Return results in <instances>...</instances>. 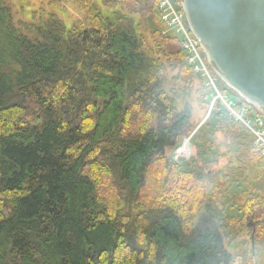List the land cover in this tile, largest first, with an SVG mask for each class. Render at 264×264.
I'll list each match as a JSON object with an SVG mask.
<instances>
[{
    "label": "trees",
    "instance_id": "16d2710c",
    "mask_svg": "<svg viewBox=\"0 0 264 264\" xmlns=\"http://www.w3.org/2000/svg\"><path fill=\"white\" fill-rule=\"evenodd\" d=\"M70 1L24 3L25 34L0 0V264H264V150L176 35L147 38L160 0H73L76 24ZM235 126L244 158L219 153ZM189 137L204 167L167 156Z\"/></svg>",
    "mask_w": 264,
    "mask_h": 264
},
{
    "label": "water",
    "instance_id": "95a60500",
    "mask_svg": "<svg viewBox=\"0 0 264 264\" xmlns=\"http://www.w3.org/2000/svg\"><path fill=\"white\" fill-rule=\"evenodd\" d=\"M214 73L264 116V0H180Z\"/></svg>",
    "mask_w": 264,
    "mask_h": 264
},
{
    "label": "rangeland",
    "instance_id": "374dc122",
    "mask_svg": "<svg viewBox=\"0 0 264 264\" xmlns=\"http://www.w3.org/2000/svg\"><path fill=\"white\" fill-rule=\"evenodd\" d=\"M4 1L7 4V6L10 7V9L12 11L14 26L19 31L21 30L23 33L28 34L30 31V28L24 24L26 22H28L29 17H26V15H25L24 3L28 4V5H30V4L36 5L38 0H4ZM65 10H66V14L64 17H66V20L70 24H76V23H79L81 21H84V19L86 17V15H84L83 13H81L79 11V8L77 7L76 2L73 0H71L70 2L65 4ZM151 26H154V29H152V31L149 29H147V31L145 30L146 27H150L147 24V22L145 23L144 28H143L144 32H146L145 34H146L147 38H149L151 43H153V39H152V35H150V34H154V31L156 29L161 30L162 31L161 33L163 36H166V34L172 33L164 25L163 26L165 28L162 29V26H161V24L157 18H155V19L153 18V22L151 23ZM218 81H219V86L221 87V89L226 90L227 93H225V94L228 96V98L232 99L235 102H240L243 100V98L239 94H237L234 90L229 88L219 77H218ZM177 85L182 87L181 83L177 84ZM197 86H200V83L199 84L197 83ZM172 87L173 86L171 85V88ZM210 98H211V96H210ZM210 98H209V100H210ZM186 103L188 105H190L192 110H193L194 121L196 122V124L201 122L206 117L207 110L202 107L203 105L200 102L198 93H196L194 91L190 96H187L186 98L181 99V101L179 102L180 107L183 108V105H185ZM238 127L239 126H235L233 128H230V131H232V133H226V132H223L221 130L216 131L215 137L217 138V144L220 146V149L218 148L219 153L222 154L223 152H227L228 150L230 151L231 149H233L236 152L237 156L241 155L244 158L246 156V153L249 155V152L247 151V149L245 148V145H244L245 140L243 139L242 134H241ZM186 139H188V138H186ZM183 143H184V141H183ZM183 143L181 145H179V147H176L175 149H171V150L167 151V156L170 158V160L171 159L174 161L177 160L176 155H177L178 151L181 150L183 148V146L185 145V143L184 144ZM188 146L190 147L188 155H181V158L183 160H180V162L181 161H183V162L189 161L194 156V158L197 160V163L200 166L204 167L206 165L205 164L206 161L204 160V158L200 157V154L198 153V147L195 144L194 145L188 144ZM227 161L228 160L224 161L223 159L220 160V163L217 167L215 166V164L213 166H211V171L216 172L222 166L224 167V165H226ZM177 162L179 163V161H176V163ZM211 163H213V161H211ZM180 164H182V163H180ZM250 176L252 178V181L254 183H256L254 185L256 190H258L259 192L264 194V165H263V169L260 172H257V171L251 172ZM257 178H258V181H257ZM248 252H249V249H247V253ZM247 253L245 251V254H247ZM234 254H240V253L234 252Z\"/></svg>",
    "mask_w": 264,
    "mask_h": 264
},
{
    "label": "built area",
    "instance_id": "2783aa9c",
    "mask_svg": "<svg viewBox=\"0 0 264 264\" xmlns=\"http://www.w3.org/2000/svg\"><path fill=\"white\" fill-rule=\"evenodd\" d=\"M159 12L167 29L181 40L189 67L206 82V86L211 91V109L216 102L223 103L230 116L250 131L256 146L264 150V116L255 112L249 104L239 105L240 102L233 101L223 92L218 77L201 48L200 41L191 31L187 15L177 6L176 0H160ZM184 143L183 148L177 150L176 161L183 160L181 155H188L191 137L185 139Z\"/></svg>",
    "mask_w": 264,
    "mask_h": 264
}]
</instances>
